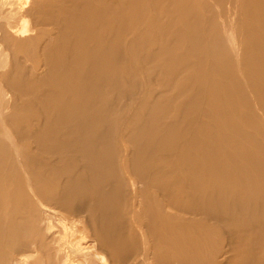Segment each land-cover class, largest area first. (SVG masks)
Here are the masks:
<instances>
[{"label": "bare ground", "instance_id": "bare-ground-1", "mask_svg": "<svg viewBox=\"0 0 264 264\" xmlns=\"http://www.w3.org/2000/svg\"><path fill=\"white\" fill-rule=\"evenodd\" d=\"M0 264H264V0H0Z\"/></svg>", "mask_w": 264, "mask_h": 264}]
</instances>
